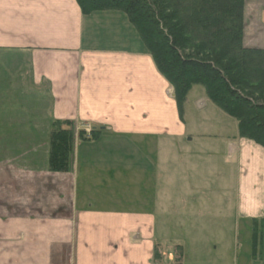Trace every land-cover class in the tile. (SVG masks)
<instances>
[{
	"label": "crops",
	"instance_id": "crops-1",
	"mask_svg": "<svg viewBox=\"0 0 264 264\" xmlns=\"http://www.w3.org/2000/svg\"><path fill=\"white\" fill-rule=\"evenodd\" d=\"M140 48L138 34L118 12L84 16L76 0H0V59H14L11 73L22 60L26 64L18 73L14 96L27 99L22 98L36 115L33 127L27 116L26 123L14 117L19 128L13 131H36V138L45 143L51 122L59 119L82 127L104 126L100 136L181 137L184 123L175 111L172 86ZM2 79L1 86L14 81ZM27 85L33 87L34 97L23 95ZM23 127L27 130L21 131ZM12 151H2L1 182L26 193L31 174L26 172L35 171L27 187L35 199H20L17 207L14 200L1 203L0 264H155L156 249L163 263L169 258L182 264L177 248L172 252L161 246L149 208L79 204L105 198L90 197L89 191L79 197L75 155L72 171L50 172L48 150L42 152L41 164L33 152L11 161ZM148 172L144 168L147 179ZM249 191L247 185L246 200H260L259 211L246 217L254 227L255 219L264 222V187L260 196H250ZM139 196L137 202L146 201Z\"/></svg>",
	"mask_w": 264,
	"mask_h": 264
},
{
	"label": "rangeland",
	"instance_id": "rangeland-1",
	"mask_svg": "<svg viewBox=\"0 0 264 264\" xmlns=\"http://www.w3.org/2000/svg\"><path fill=\"white\" fill-rule=\"evenodd\" d=\"M245 18V45L264 48V0H247ZM12 62L14 59L8 55L0 59V82L6 76L9 81L14 78L10 85H0V212L3 201L14 200L17 207L20 199H35L27 192L35 171L26 172H31L26 193L19 194L2 184V151H15L9 153L11 161L36 153L38 164L43 162L42 152H49V140H38L36 131L14 132L19 128L14 117L23 118L25 123L28 117L27 124L33 127L36 115L24 103L27 99L14 96L20 80L18 73L26 64L19 61L11 73ZM170 91L175 102L174 88ZM27 92L23 93L25 97L36 95L32 86ZM20 108L25 114L18 111ZM183 120L181 137L144 138L103 132L96 140L77 142L79 197L85 198L89 191L90 197L105 198L79 204L94 208H149L155 215L161 246L172 252L177 248L182 264H264V225L254 237L253 222L246 218L259 211L260 200L248 201L245 197L247 185L248 195H261L258 191L264 187V148L240 138L237 121L211 102L201 85L189 92ZM13 126L17 127L12 129ZM144 168L149 169L148 179ZM139 194L144 195L145 202L136 201Z\"/></svg>",
	"mask_w": 264,
	"mask_h": 264
},
{
	"label": "trees",
	"instance_id": "trees-1",
	"mask_svg": "<svg viewBox=\"0 0 264 264\" xmlns=\"http://www.w3.org/2000/svg\"><path fill=\"white\" fill-rule=\"evenodd\" d=\"M76 1L84 16L112 11L128 21L141 52L173 86L182 122L189 92L201 85L207 98L237 121L238 136L264 148V48L244 43L247 0ZM100 133L93 127L87 137L71 120H53L48 170L72 171L77 142ZM263 223L255 219L254 237ZM155 254L159 260L157 249Z\"/></svg>",
	"mask_w": 264,
	"mask_h": 264
},
{
	"label": "water",
	"instance_id": "water-1",
	"mask_svg": "<svg viewBox=\"0 0 264 264\" xmlns=\"http://www.w3.org/2000/svg\"><path fill=\"white\" fill-rule=\"evenodd\" d=\"M102 128H104V127H102Z\"/></svg>",
	"mask_w": 264,
	"mask_h": 264
}]
</instances>
